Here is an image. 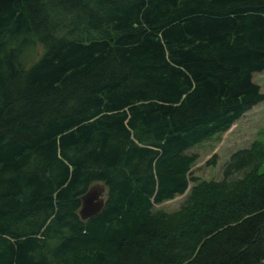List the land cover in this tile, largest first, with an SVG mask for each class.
<instances>
[{"label":"trees","instance_id":"16d2710c","mask_svg":"<svg viewBox=\"0 0 264 264\" xmlns=\"http://www.w3.org/2000/svg\"><path fill=\"white\" fill-rule=\"evenodd\" d=\"M262 71L264 0H0V264H258L262 143L220 180L190 150L264 101Z\"/></svg>","mask_w":264,"mask_h":264},{"label":"rangeland","instance_id":"374dc122","mask_svg":"<svg viewBox=\"0 0 264 264\" xmlns=\"http://www.w3.org/2000/svg\"><path fill=\"white\" fill-rule=\"evenodd\" d=\"M253 81L259 85L260 91L264 93V71L254 74ZM255 141L261 142L264 147V101L245 112L222 134L215 135L202 145L190 150L199 156L196 164L192 168L193 175L199 180L222 179L224 177V166L228 162L231 154L240 149L250 147ZM213 156H215V159L211 162ZM259 171H264V161L260 165ZM243 174L244 170H239L231 173L226 178L230 182L235 179H240ZM191 185L192 183L189 184V187ZM187 192L171 200L156 204L154 207L155 209L161 208L165 211H174L186 199Z\"/></svg>","mask_w":264,"mask_h":264},{"label":"water","instance_id":"95a60500","mask_svg":"<svg viewBox=\"0 0 264 264\" xmlns=\"http://www.w3.org/2000/svg\"><path fill=\"white\" fill-rule=\"evenodd\" d=\"M106 188L102 184L91 185L88 190L81 196V206L79 209L80 218L86 220L98 214L103 208L104 194ZM264 233V227H263ZM258 264H264V259Z\"/></svg>","mask_w":264,"mask_h":264}]
</instances>
